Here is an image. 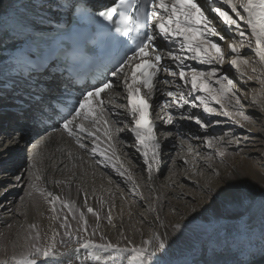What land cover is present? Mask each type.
Listing matches in <instances>:
<instances>
[{"label":"bare ground","instance_id":"6f19581e","mask_svg":"<svg viewBox=\"0 0 264 264\" xmlns=\"http://www.w3.org/2000/svg\"><path fill=\"white\" fill-rule=\"evenodd\" d=\"M33 11V0H0V77L5 76L8 63H11V49L22 40V37L16 34L18 21ZM210 19H213L220 35L224 36L223 41L215 39L225 53V62L220 71L233 80L234 90L241 97L242 110L250 118L245 120L237 117L244 127H240L228 116L219 113L208 116L201 108H193L190 105L183 109L163 108L164 102L170 99L164 93L177 89L175 85L166 86L162 83L165 79L172 80V77L162 73L160 84L153 96L158 122L156 131H159L161 147L159 161L153 164L149 180L147 165L144 159H141L143 150L134 146L135 137L131 133V127H126L125 117L130 123L131 116L125 107H121L126 105V98L120 86L114 94L117 98L112 100L115 107L109 106L105 112V118L110 121L108 128L112 139L108 140L105 136L103 123L97 124L92 130L96 131V136L99 137L97 144L107 155H112L111 147L114 146L119 161L113 157V162L123 164L120 169L125 173L123 176L100 156L99 152H91V148L95 147L92 140L96 137L88 136L87 132L79 133L81 142L88 146L87 149H81L76 140L65 133L42 137L31 144L32 146H28L31 141L26 144L25 138H18L17 142L9 143V138L16 135L24 125L29 127V123L20 125L17 121L10 120L8 114L0 113V259L11 257L14 250L20 251L22 238L29 231L28 225L35 224L33 233L39 231L44 241L51 237L53 228L61 233L56 237L55 253L38 260H48L49 264H112V261L133 264L131 259H125L126 255L131 256L130 252L121 253L95 245L84 247L83 237L87 236L99 245L103 235L112 243H118L121 248H131L128 240L139 245L153 230L171 231L170 225L186 214L188 217L195 216V219L191 220L185 235L192 240L198 239L205 247L219 245L224 248V251L217 253L220 264H225V261L232 264V261L239 258L237 249L249 243L259 247L261 240L258 208L252 213L253 233L244 232L242 229L237 231L234 226L242 225L248 219V216L239 219L236 214L243 212L249 203L248 198L258 196L259 189L264 187V107L261 106L264 104V64H261L255 55L254 38H251L250 46L248 39L241 41L240 37L235 35L234 26L233 30H229L213 17ZM234 39L240 47L241 55L249 62L248 65L242 66L247 73L243 77L230 65L232 57L229 55L228 44ZM187 63L205 71L210 68L209 65H200L197 61L189 60ZM252 69H255V72ZM248 76L252 79H248ZM215 79L216 77L212 78L214 88L218 87L214 83ZM176 84L182 85L183 82L177 80ZM253 97H256L259 103H254ZM225 105L233 113L238 110L231 107L227 101ZM213 107L219 109V105L214 102ZM189 114L200 116L208 123V127L201 128L194 120L187 119ZM169 116L172 117V123H167ZM217 120L220 122L216 123ZM86 127H91L90 122H86ZM206 135L223 137V142L219 145L225 150L223 157L217 155L214 149L209 148L203 141L202 138ZM170 148L172 150H169ZM33 162L36 165L32 169L34 176L42 177L39 181L34 178L30 180L29 177V165ZM216 172H219L220 176H227L230 181L239 182L237 190L241 193L242 205L223 206L216 203L211 208L208 207L212 201L208 197L207 188L220 183V176H216ZM129 173L131 180L128 178ZM54 181L61 183L57 185ZM133 181L139 186L136 191H133ZM32 182L46 192L59 195L61 200L75 202V209L69 212L57 201L56 212L53 213L52 206L44 197L29 187ZM30 191L31 197L28 196ZM138 193H142V196ZM89 206L100 213L98 229L95 216L87 212ZM150 206L155 211H151ZM193 206L201 213L199 216L190 211ZM76 209L84 211L88 221V231L80 232V246L85 252L80 259L61 256L63 251L68 252L70 248L68 240L59 243L63 240L64 229L59 225L64 216L68 217L71 230L82 225V222L78 224L79 211ZM109 210L113 218L112 224L107 220ZM54 215L59 216V219H51ZM73 215L76 219L72 218ZM161 222L168 227H160ZM210 228H215L218 234H205ZM93 229H96L95 235H92ZM182 248L183 245L173 253L178 264L184 260H197L203 264L206 253L186 254ZM252 264H264V257L255 255L252 257Z\"/></svg>","mask_w":264,"mask_h":264},{"label":"snow or ice","instance_id":"6c2138e0","mask_svg":"<svg viewBox=\"0 0 264 264\" xmlns=\"http://www.w3.org/2000/svg\"><path fill=\"white\" fill-rule=\"evenodd\" d=\"M49 3L50 7L54 9L63 10L65 18L57 22L51 16H41L39 24H37L35 21L28 20L27 17H21L18 21L16 34L35 46L33 50L39 59L43 49L48 48L55 52H62L65 56L74 55L77 49L73 48L72 37L69 33L76 28L89 29L102 26L106 30L108 39L117 46L118 55L113 57L115 62L110 70V75L114 79L105 76L98 83L80 89L79 96L71 99L73 96L69 90L71 70L69 69L67 78L63 73L52 71L59 57L52 59L51 64L38 63L36 67L43 71H39L36 77L30 75L21 85H14V90L19 87L22 93L19 97L18 114L27 116L38 123L51 120L53 116L58 115L62 122V128L70 137L75 138L81 149H87L88 146L81 142L79 133L87 132L88 136L96 137L92 140L95 147L91 148V152L93 154L99 152V155L111 163L121 176L125 174L120 171L123 164L118 165L113 162V157L119 161L114 146L111 147L112 155H107L105 150L97 144L99 137L96 136V131L92 130L96 128L97 124L103 123L105 136L108 140L112 139L108 128L110 121L105 118V112L109 106L115 107L109 94L117 86L122 87L123 93L126 94L127 103L121 105L131 116L130 123L125 117L126 127L130 126L131 131L135 134L134 146L143 150L149 180H151L153 164L159 161L161 147L154 132V124L149 119L152 107L149 101L156 92L154 81L157 80L159 73L163 72L172 77L171 81L165 79L162 83L166 86L175 85L177 89V91L164 93L170 99L164 102L163 108L178 107L183 109L186 105H190L193 108H201L203 113L208 116H214L217 113L228 116L240 127H244V125L240 124L237 117L245 120L250 119L242 110L241 97L234 90L233 80L220 71L225 62V53L221 45L215 42V39L223 41L224 36L219 34L216 24L210 17L226 25L229 30H233L234 26L235 35H238L241 41L248 39L250 46L251 38H254L255 55L259 58V62L264 64V0H110L109 3H101L98 6H86L81 3V0H63V2L49 0ZM97 8L98 10H96ZM102 22H107V24H102ZM54 23L57 24V28H53L51 31L40 27V25ZM58 28H63V32L58 31ZM33 29L37 30L33 31ZM228 48L230 49L229 55L232 57L230 65L241 77L246 76L247 73L242 66L248 65L249 62L241 55L240 47L236 45L235 39L228 44ZM78 51L83 53L84 49L80 48ZM48 58V56H44L45 60ZM189 60L197 61L200 65H209L210 68L206 71L201 70L188 64ZM28 63L32 64V61L28 60ZM252 71L255 72V69ZM44 76L48 78H40ZM213 77H216L214 83L218 87L212 86ZM248 79H252V77L248 76ZM177 80L182 81L183 84H176ZM56 90L60 91V95L53 97L52 93ZM25 96L34 103L26 104ZM105 97H108L107 102ZM3 98L0 96V99ZM225 101L238 110L235 113L229 111ZM213 102L219 105V109L213 107ZM253 102L259 103L256 97H253ZM261 106L264 107V104ZM186 118L194 120L201 128L208 127V123H205L198 115L189 114ZM86 122H90L91 127H86ZM219 122L216 121V123ZM112 123H116V121H112ZM167 123H172L171 116L168 117ZM18 138H21L20 133L11 136L9 143L17 142ZM202 139L209 148L214 149L217 155L221 157L225 155V150L219 146L223 142V137L206 135ZM231 142L229 141V143ZM69 155L71 156V152ZM35 167V162L29 165V177L30 180L34 178L35 181H39L42 177L34 176L32 172ZM215 175L220 176V173L216 172ZM128 178L132 179L130 173ZM19 179L18 176L17 180ZM54 183L59 185L61 181H54ZM238 183L230 181L227 176H220V183L207 188L208 197L212 201L208 207L211 208L216 203L223 206L242 205L241 193L237 190ZM133 184V191H136L139 186L134 181ZM29 187L44 197L47 203L52 206L53 213L56 212L57 201H60L69 212L75 209V202L61 200L59 195L46 192L34 182L30 183ZM138 194L142 196V193ZM28 196H32L31 191ZM86 197L87 193H85V206H87ZM248 199L249 203L245 210L236 214L239 219H243L244 216H248V219L242 225L234 227L237 231L242 229L244 232L253 233L252 213L254 209L258 208L261 243L258 248L250 243L243 248H238L239 258L232 261V264H252V257L257 254L264 257V187L259 189L258 196L253 195ZM150 210L155 211L151 206ZM76 211H79L78 224L82 222V225L77 227L75 232L71 230L67 216H64L59 227L64 229L63 237L71 238L76 235L79 243L81 230L88 231V221L84 211L79 209ZM190 211L196 213L197 216L201 214L197 212L196 206H193ZM87 212L95 216L96 229H98L100 213L90 206L87 207ZM72 218L76 219V216L73 215ZM51 219L57 220L59 216L54 215ZM157 219H159L158 216ZM193 219L195 216L188 217L186 214L170 225L171 231L153 230L147 238L142 239L139 245L128 240L131 248L127 246L121 248L118 243H112L103 235L100 237L102 243L99 245H96V242L91 238L83 237V246L95 245L99 248L115 249L121 253L130 252L131 256L126 255L125 259H131L133 264H178L173 253L183 245L181 250L186 254L206 253L203 264H220L217 253L224 251V248L219 245L205 247L198 239L192 240L185 235V230ZM107 220L109 224H112L113 218L110 210ZM160 227L167 228L168 226L161 222ZM28 229L29 231L22 238L23 244L20 245V251L14 250L11 257L0 259V264H49L48 260H38V258L50 257L55 253L56 237L61 233L53 228L51 237L44 241L39 231L33 233L32 230L36 229L35 224L28 225ZM96 229H93L92 235H95ZM121 235L123 236V233ZM124 239L128 238L124 237ZM59 243H63V240ZM112 264H123V262L112 261ZM181 264H200V261L184 260ZM225 264L228 262L225 261Z\"/></svg>","mask_w":264,"mask_h":264},{"label":"rangeland","instance_id":"374dc122","mask_svg":"<svg viewBox=\"0 0 264 264\" xmlns=\"http://www.w3.org/2000/svg\"><path fill=\"white\" fill-rule=\"evenodd\" d=\"M20 137L23 138V139L25 138V136H22L21 134H20ZM176 137H178V136H176ZM26 144H28V142H26ZM171 149L172 148H170V150ZM72 231L75 232L74 227H73ZM205 234H207L209 236H215V234H218V233L215 232V228H210V229H208L205 232ZM221 235H223V233ZM67 240L69 242L68 246L70 248V251H68V252L63 251L61 256L66 257V258H72V259H80V258H82L85 255V252H84L83 247L80 246V241L78 243L77 239H76V237L74 235L71 238L63 237V241H67Z\"/></svg>","mask_w":264,"mask_h":264}]
</instances>
